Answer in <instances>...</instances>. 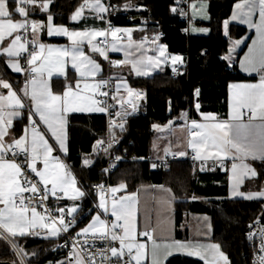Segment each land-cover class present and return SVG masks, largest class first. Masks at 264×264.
<instances>
[{
  "label": "snow or ice",
  "instance_id": "obj_1",
  "mask_svg": "<svg viewBox=\"0 0 264 264\" xmlns=\"http://www.w3.org/2000/svg\"><path fill=\"white\" fill-rule=\"evenodd\" d=\"M50 0H41L37 4V0H0V55L8 57V66L17 73L29 72L42 74L47 70L49 78L52 76V71L46 68L49 63V57L53 52L51 46H46L43 43H38L39 32L43 28H47L49 36L62 35L66 36L71 42V47H64L56 49L58 53V63H63L59 57H70L72 60V67L80 74L81 77L96 76L101 71V66L95 60L85 55L83 45L85 42L91 47V51L97 52L104 59L108 56L103 46H108L111 43L112 51H120L115 41L122 39L118 33H126L129 38L128 47H132L133 41L131 40L132 29L113 28L109 25L106 30L86 29V30H69L66 27H54L52 24V16L47 17V24L43 22L29 20V6L32 8L38 7L40 11H47ZM249 11L244 13L242 22L249 23L250 27H254L257 32L258 40L254 41V47L249 49V55L246 58L245 70L256 71L260 73V81L257 84H232L231 89H235L233 100L231 104V111L227 120H217L216 116L212 114H201L204 123L192 120L188 133L191 139L188 140V146L196 153L194 159H220L223 163L224 159H232L233 161L240 160L241 164L232 163V180L234 181L233 195L240 196L247 200H261L264 199V186L259 191L243 193L238 190L239 186L243 183L245 178L255 179L260 174L255 168L249 164L244 163L246 160H259L264 162V0H247ZM89 7L97 14V18L104 19L103 13L109 11L111 7L102 3V0H93L89 4L85 0V4L71 16L73 21L78 20L82 16L83 8ZM130 5L125 4L124 8L127 9ZM194 7V6H193ZM238 8L242 7L237 5ZM259 8V21L254 22L250 19L252 13ZM173 11H176L174 8ZM16 17H19L17 19ZM235 18V14H234ZM227 26V22H225ZM194 31H207L206 29H193ZM23 31L24 35L20 33ZM31 34V41L27 39V35ZM111 35L113 42H109L107 37ZM97 37H103V40L93 44ZM10 38V39H9ZM155 39H158L156 37ZM33 44V49L29 51L28 43ZM38 46L39 51L36 50ZM142 45H136L140 48ZM47 47L48 57L44 56ZM22 53H28L26 63L28 68H23L19 63V58ZM132 54L125 50V60L110 61L113 66L123 64H132V70L137 76L149 75L148 69L158 65L159 59L155 57H143L137 59H129ZM160 56H164L163 46L160 48ZM172 63L175 65L177 62L182 63V57L172 56ZM40 61L39 66H34ZM175 71V68L173 69ZM63 74V69H60ZM107 84V81H100L95 84H85L86 89H93L94 92L98 91ZM79 81L75 87L79 88ZM0 88L7 89V95L0 92V229H3L12 237L26 236V235H42L41 232H31L29 229L37 227V217L44 221L47 217L51 216L45 201L48 200L49 193L57 197V190L64 193L69 199L76 200L84 196V192L76 186V179L71 175V172L59 173L49 171V160L53 152V146L45 139V134L38 131L37 128H32L31 140H28L27 128L25 134L16 138L10 134V129L13 125V118L19 117L22 113L20 109L26 107L25 98L31 101L35 112L39 114L40 120L47 125L48 130L59 144V148L67 151L65 139L63 135V128L66 124L65 114L69 111L72 112H100L104 113L108 110L106 101L95 100L89 97H80L78 93L73 90V86L66 85V90L63 95H55L51 90V86L47 81L38 80L36 76L26 77L23 86L19 90H14L11 83L0 77ZM129 96L133 91L127 89ZM119 92V86H117ZM22 94V95H21ZM140 96L141 93H135ZM99 95L107 97L108 92H99ZM196 95L199 96L197 89ZM79 99L81 102L89 101V106H74L73 100ZM112 99H116L115 96ZM122 103V102H121ZM197 110L200 104H196ZM245 110L250 115L247 122L244 120ZM120 116V113H116ZM185 118L187 113L182 114ZM30 122L35 125L32 120L31 113H29ZM259 120V123L256 121ZM121 130L124 124H116L114 120L109 121L110 133L115 127ZM158 128L157 125H153ZM7 138V139H6ZM113 135V139H114ZM104 144L103 140H98L94 149ZM111 147V142H109ZM107 151V149H103ZM167 152V150H165ZM11 153V159H7L8 154ZM179 155L183 156L186 153L180 152ZM23 155L24 159L17 163L16 160L19 156ZM43 156V170L37 168V160ZM58 161V158H56ZM117 160L120 157H116ZM84 165L87 166L91 163L89 159L84 160ZM156 167L155 164L152 165ZM66 166L57 163L56 168L63 169ZM30 174H35L38 177L37 182H33ZM38 184H43V194L41 195V188ZM51 184V189L47 185ZM103 189V185L98 186ZM162 187V186H161ZM126 188L125 184L119 187L110 189L111 193L115 194L121 189ZM71 189L72 194L69 196L68 192ZM25 193H31V196H25ZM195 198V197H194ZM33 201L38 202V206L44 208L45 215L37 212V205ZM104 213L109 212L105 195L101 193L100 203L98 205ZM59 213L55 220L49 223H42L41 228H46L49 231L44 234L45 238L58 237L62 232H67L70 227L75 224V219L66 221L65 208H57L54 210ZM77 211V207L73 206L67 209V215L72 216ZM111 215L115 218L109 225L105 220L100 218L97 214L86 228L82 229L77 235L92 234L93 238L99 240H108L111 242L118 241L119 248L111 246L107 249L101 250L98 254L102 260L112 262V258H116V264H141V261L147 255L146 243L138 242L136 236V228L134 219L136 215V200L135 196L120 197L118 200L113 195L111 204ZM31 213L29 218L28 213ZM56 221L59 222L60 227L56 226ZM122 222V223H121ZM210 227V225H209ZM120 229L121 232H118ZM154 231V229H153ZM148 240L152 241L151 245V264H165L168 257L175 252H181L188 256L198 257L204 261V264H219V261H224V264H229L228 257L220 250L218 244H202L193 241H176L159 242L151 232L145 230L140 233ZM256 233H249V239H252ZM260 255L258 256V264H264V229L260 231ZM74 242L73 254L76 258V264H96V254H89L87 259L81 257L75 252L77 244ZM87 241H85V244ZM15 246V245H14ZM125 249L127 252H125ZM135 250V252H134ZM23 252V249H20ZM83 251V245H81ZM110 252L111 255H107ZM125 256L128 259H125ZM62 264V262H61Z\"/></svg>",
  "mask_w": 264,
  "mask_h": 264
},
{
  "label": "trees",
  "instance_id": "obj_2",
  "mask_svg": "<svg viewBox=\"0 0 264 264\" xmlns=\"http://www.w3.org/2000/svg\"><path fill=\"white\" fill-rule=\"evenodd\" d=\"M239 1L242 0H211L209 20L200 22L210 29V34L197 36L183 32L190 18L181 19L178 15L179 0H110L112 10L118 7L140 19V23H136L125 17H111L114 26L140 27L135 32L136 37L160 34L159 39L167 46L169 53L184 56L185 64L177 77L173 76L171 69H165L150 78L129 77L132 88L145 92L144 113L129 118L119 137L122 146L132 143L128 148L129 155H135L137 159L120 163L109 181L112 188L125 184V191L129 193L143 186L169 187L175 197L177 238H184L187 233L183 228L189 214L209 215L211 240L220 245L229 264H251L253 248L244 232L250 221L264 222V199H228V175L223 169L211 171L209 166L194 164L184 158L173 162L167 170L154 169L143 160L152 153L156 131L153 125L162 127L178 121L184 113L190 120H197L201 114L208 113L226 117L230 83L250 79L237 71V62L231 64L225 58L230 41L247 34V29L239 25H230L227 34L224 32V22L230 17L234 4ZM125 4L130 7L125 9ZM174 8L176 11H173ZM2 63L3 58L0 56V77L5 76ZM67 80H55V84L57 87L61 84L66 86L64 82ZM197 89L199 96L196 95ZM197 103L200 104L199 110L196 108ZM68 135L69 153L66 162L79 183L85 190L104 183L107 180L104 171L106 156L95 154L93 147L96 141L106 135L105 116L70 115ZM85 159L91 161L87 166L83 163ZM254 167L260 175L247 187L264 183V162L256 161ZM96 200V194L85 196L74 230L90 221L96 211ZM16 241L29 264H69L66 251L58 247L59 239L45 241L25 236ZM0 264H20L12 247L1 235ZM166 264L203 263L193 257L179 255L169 258Z\"/></svg>",
  "mask_w": 264,
  "mask_h": 264
},
{
  "label": "crops",
  "instance_id": "obj_3",
  "mask_svg": "<svg viewBox=\"0 0 264 264\" xmlns=\"http://www.w3.org/2000/svg\"><path fill=\"white\" fill-rule=\"evenodd\" d=\"M211 0H190L189 3V9H188V17H191V23H189L187 27V32L191 35H197V36H208L210 34V29L207 26H203L200 24V22H206L209 20V12H208V7H209V2ZM41 0H37V4H39ZM89 4L93 2V0H88ZM102 3H104L106 6L110 5V0H102ZM85 4V0H50L48 10L45 11H40L38 7L35 8H30L29 12V17L28 19L34 20V21H40L43 22L45 25L47 24V17L49 15L52 16V24L54 27L58 26H63L68 28L69 30H86V29H96V30H106L108 28V13L111 10V7L109 8V11L106 13H103L102 15L104 16V19H99L97 18V14L91 10V8H83L82 16L76 21H73L71 19V16L81 7V5ZM237 5H241L242 7L238 8ZM194 6V7H193ZM248 6V7H247ZM249 11V5L247 0H242L234 4L232 8V12L230 17L225 21L227 22V26H225L224 22V32L227 34L228 28L230 25H239L243 26L247 29V34L240 39H232L230 41L229 45V50L225 56L226 60L231 63L235 64L237 62V71L241 73L242 75L249 77L250 79L246 80H241V81H234L231 82L230 85L232 84H257L260 81V73L256 71H248L245 70V67H242V64L246 65V58L249 55V49L254 47L253 42L258 40L257 32L254 27H250L249 23L242 22V19H244V13H247ZM235 14V18L234 15ZM239 17V18H238ZM19 19V17H16ZM250 19L254 22L259 21V10L254 11L250 17ZM114 28H121L125 29L124 27H118L115 26ZM193 29H206L207 31H194ZM128 36V35H127ZM108 38V37H107ZM156 37H147V36H140L136 37L135 33L133 36L131 35V40L134 42L132 47H128L129 45V38L125 40H117L115 43L117 44V47L120 48V51H112L111 50V43H109V46L103 47L108 59H115L117 61H122L125 60V50L130 52L132 55L129 57V59H137L140 58L141 56L147 58V57H155L159 59L158 65L154 67H150L148 69L149 75L147 76H137L135 72L132 70V64H123L119 65L116 67L109 68L107 66V61L108 59H104L102 56H100L99 53L91 51V47L85 42V44L82 46L83 51L86 56L89 58L95 60L97 63L100 64L101 66V71L96 74V76H88V77H81L80 74L72 67V60L70 57H59L63 63H58V53L55 51L56 49H61L64 47H71V42L68 40L66 36L62 35H52L49 36L47 33V28H43L38 35V43H43L46 46H51L53 48V52L51 56L49 57V63L46 65V68L52 71V76L49 78L47 70L44 71L42 74L36 73L37 74V79L38 80H43L47 81L48 84L51 86V90L53 94L55 95H63V92L66 90V86H63L62 84L60 87H57L55 84V80H67L66 85H71L73 86V90L78 93V96L80 97H89L91 99L97 100L99 90L95 91L91 88L86 89L84 87L85 84H95L100 81H103L106 77H109L112 85L114 88L117 90V86H119V92H117V104L120 107H125V102L132 104L133 100V95L135 93L139 92V90L132 88L130 82H129V77H136V78H150L153 77L154 75L164 71L165 69H171L173 70L176 67L182 68V66L185 64L184 56L179 55V54H173L169 53L167 46L162 43L158 37V39H155ZM10 39V38H9ZM53 39H62L61 41H52ZM104 39L103 37H97L96 40L93 41V44H96L99 40ZM110 42H113V38L110 36ZM136 45H142L140 48H137ZM163 46L164 48V56H160V48ZM243 50V51H242ZM242 51V52H241ZM24 53H22L23 55ZM21 55V57H22ZM48 50L47 47L44 52V56L48 57ZM3 58V67H4V74L5 76L2 77L6 81L12 84L14 90H19L24 82L26 77H28L27 72H14L7 64L8 57L6 55H0ZM172 56H180L182 57V63L177 62L175 65L172 63L171 57ZM21 57L19 58V63L22 65ZM106 63V64H105ZM40 61H37V64L34 66H39ZM24 68V67H23ZM63 69V74L60 73V69ZM69 76L71 77L69 79ZM16 78V80L14 79ZM79 81V88H76L75 85ZM229 85V90H228V108H227V114L226 117H221L217 114L213 113H208L216 116L217 120H227L229 117V113L231 111V104L233 100V95L235 93V89H231ZM131 89L133 91V94L129 96L127 89ZM0 92H3L5 95H7L8 90L7 89H2L0 88ZM22 95V94H21ZM89 101H84L81 102L79 99H74L73 104L74 106H82V107H87L89 106ZM122 102V103H121ZM25 103L26 107L24 109H20L21 115L19 117L13 118V125L12 128L9 130L10 134L12 136H15L16 138H19L20 136H23L25 134V129L27 128V136L28 140H31L32 137V128L35 127L37 128L38 131L42 132L45 134V139L49 141V144L53 146V152L51 156L48 157L49 160V171H55L59 172L61 174L66 173V172H71V175L75 177L76 179V186L84 192L82 189L78 179L74 175V173L69 169V166L66 162V157L68 156L69 153V135H68V118L70 115L73 114H84V115H104V113L100 112H89V111H83V112H72L69 111L65 114V120L66 124L64 125L63 128V135L66 136L65 139V144L67 151H63L59 148V144L57 141L52 138L51 132L48 130L47 125L44 124L43 121L40 120L39 114L35 112L34 107L31 104V101L25 98ZM29 113H31L32 120H34L36 123L33 125L30 120H29ZM250 113L245 110V116L244 120L247 122L248 116ZM190 119L188 117L182 116L178 121H172L169 124L159 127L155 131V138H154V143H153V148H152V154L157 157V158H162L165 157L169 154H176L181 158H186L189 154H192L193 156L196 155V153L192 150L191 147L188 146V140L191 139L189 133H188V128L190 127L191 124ZM197 122L204 123L206 121L203 120L202 115L200 116L199 119L196 120ZM256 123H259V120L256 121ZM7 139V138H6ZM167 150V152L165 151ZM185 152L186 154L181 156L178 153L180 152ZM58 158V161L57 159ZM197 162L200 164L202 163H211L212 161L215 160H220L216 158H209V159H195ZM224 160H232V159H224ZM259 161V160H246L243 161L244 163L249 164L251 167H254V162ZM237 163L238 165L241 164L240 160L233 161ZM61 163L65 165L66 167L63 169L56 168V164ZM37 168L40 170H43V156L37 160ZM256 169V168H255ZM227 172L228 175V199L231 200H236V199H244L240 196H234L233 195V187H234V181L232 180V164L223 169ZM257 171V170H256ZM38 178V177H37ZM39 179V178H38ZM257 178L255 179H249L245 178L243 183L239 186L238 190L243 193H248V192H255L259 191L262 186H264V183L261 186L257 185H252L250 187H247V184L253 183L256 181ZM52 185L48 184L47 188L51 189ZM119 187V186H118ZM164 189H162L161 186H143L140 187L136 192L129 193L125 191L124 189H121L120 191L116 192L114 194L115 199H119L120 197H128V196H135L136 200V215L134 219V224L136 228V236L138 237L141 232L147 230L150 231V228L143 229L142 224H141V206H142V198H146L145 202H148V198L150 197L149 192L153 194L158 193L160 194ZM60 192L59 190H57ZM63 197L66 199V211L68 208L76 206L77 211L73 213V217L75 218V224L70 228L71 232L76 234L80 233L82 229L86 228L90 223H92L93 218L97 216V214L100 215V218L102 220H105V217L107 215L111 216V204L112 200H108L107 197L105 196V199L107 201V206L109 207V212L104 213L102 209L98 207L100 203V195H97V200H96V211L95 214L92 216L90 221L84 226L80 227L78 229H75V226L77 224V218L79 211L82 207V201L85 198V192L84 196L80 197L76 200L69 199L67 196L64 195V193L60 192ZM72 194L71 189H69L68 195L70 196ZM142 195V197H141ZM262 200V199H261ZM249 201H254V200H249ZM0 207H3L0 205ZM41 215H43L41 212L37 211ZM29 218H31V213H28ZM205 216H209L206 214H189L186 218V224L184 228L187 230V235L190 236L195 232L194 229H190L188 225H192L193 222L197 221L200 224V221L205 220ZM115 219V218H114ZM174 235L176 236V228H175V219H174ZM42 223H47L46 219L44 221H41L39 217H37L36 224L37 227L34 229H29L31 232H41L42 235H26V236H34L37 237L40 240H57L59 239L58 237H50V238H45V235L49 230L46 228H41L40 225ZM264 223V222H263ZM211 224V221H210ZM211 226V225H210ZM154 229L155 234L157 236L160 235V229L159 227L152 228ZM4 231V230H3ZM5 232V231H4ZM151 232V231H150ZM197 232H201L200 228H197ZM7 233V232H5ZM152 233V232H151ZM8 234V233H7ZM153 234V233H152ZM1 235V234H0ZM9 235V234H8ZM2 236V235H1ZM14 242L17 244L16 239L25 237V236H16L12 237L9 235ZM79 236H92L91 233L87 235H79ZM154 236V234H153ZM212 236V231L211 228L210 230H205L204 231V236L200 237L199 240L200 242H204L203 244H209L208 241L211 240ZM159 239V238H157ZM18 245V244H17ZM151 245L152 241L149 243L147 250L150 253L151 251ZM19 247V245H18ZM20 248V247H19ZM221 249V247H220ZM179 256V255H178ZM182 256V255H180ZM185 256V255H184ZM188 256V255H186ZM26 257V256H25ZM188 257H193L195 259H198L202 261L204 264V261L199 259L198 257L194 256H188ZM69 259V264H76V259ZM229 262V261H228ZM219 264H224V261H219Z\"/></svg>",
  "mask_w": 264,
  "mask_h": 264
},
{
  "label": "built area",
  "instance_id": "obj_4",
  "mask_svg": "<svg viewBox=\"0 0 264 264\" xmlns=\"http://www.w3.org/2000/svg\"><path fill=\"white\" fill-rule=\"evenodd\" d=\"M189 3H190V0H179L178 15L181 17V19H187L188 18ZM31 7L32 6H29V8H31ZM85 8L89 9V7H85ZM107 17H108V28H109V25H111V27H113V28L115 27L114 21H112L111 17H125L128 21H135L136 19H138L136 17H132V15L128 11L120 10L118 7L114 10L111 9L109 11ZM29 20H31V19H29ZM183 32L188 33L187 28H184ZM20 34L23 36L24 35L23 31H21ZM117 35L119 37H122V39H119V40H125L128 38L126 33H118ZM110 36L111 35H109L107 38L109 42H110ZM153 37H160V34H156ZM27 39L29 41H31V39H32L30 32L27 35ZM101 40H103V39H101ZM27 47L29 48V51H31L34 46L32 43L29 42ZM101 47H105V46L101 45ZM36 50L39 51L38 46L36 47ZM27 56H28V53H24L21 57L22 65L24 68L29 67L26 63V57ZM110 61H117V60L109 58L107 61V66L109 68L116 67V66H113L110 63ZM181 72H182V69L179 67H176L175 71H173V76L177 77L181 74ZM27 75H28V78H30L33 75L37 77L36 73L27 72ZM103 81H107V84L104 87H102L101 89H99V92H108L109 95L107 97H104V96H101L98 94L97 100L106 101L107 105L109 106L107 112H104V116L106 118V135L103 138L99 139V140H103L104 144L99 146V147H96L95 149L93 147V152L97 155H105L106 156V165H105L104 171H105L107 180L102 184L93 185L90 190H85V188L81 184L80 185L85 192V196L89 197L91 194L101 195V193H103L107 197L108 200H111V199H113L114 194L111 193V191H110V189L112 188L111 183L109 181L110 176L114 173L116 167L120 163H122L124 161L132 162V161L137 159V157L135 155H129L128 148H129V146L132 145V143H129L128 146H126V145L122 146L121 142H120L121 139H120L119 135H120V133H122L124 131L125 125H126L127 121L129 120V118L134 117V116H138V115L144 113L143 112V104L146 100V96L142 92H137V93H141V95L140 96H137L136 94L133 95L132 104L125 102L124 104H125L126 108L120 107L116 101L117 90L112 85L110 78L106 77L105 79H103ZM113 96H115L116 99H112ZM117 112L120 113V116L116 115ZM110 120H114L117 125H119L120 123H123L124 124L123 130H121L117 126L110 133V131H109V121ZM113 135L115 137L114 139H113ZM109 142H111V147L108 146ZM95 145H96V143L94 144V146ZM103 149H107V151H104ZM116 157H120V159L117 160ZM193 157L194 156L192 154H189L184 159L192 161L194 164H198L199 162H197ZM6 158L11 159L12 158L11 153H9ZM23 159H24V157H23V155H21L17 158L16 162L20 163ZM180 159H181V157H179L176 154H169L165 157L157 158L152 153L148 154L147 156H145L143 158V160L145 162H147L148 164H150V166L152 168H154V169H165V170L169 169L173 162L178 161ZM232 163H234L233 160H223V163H221V160H215L209 164L208 163H202V165L209 166V169L211 171H215L218 169H225L226 167H228ZM153 164H155L156 167H153L152 166ZM30 175L32 176L34 183L38 181V178L35 177V174H30ZM100 185H103V189L98 187ZM38 187L41 188V195H42L44 185L38 184ZM24 195L25 196H31L32 194L31 193H25ZM56 196L62 197V198L57 199L56 197L52 196L49 193L48 200L45 201V204H46L49 212L51 213V216L46 218L47 223H49L51 220H55L56 216L59 215V213L54 211L55 209L66 208V206H65L66 199L63 197V195L57 191ZM33 204L37 205V211H39L43 215H45L44 208L39 207L37 201H33ZM73 218H74L73 216L67 215V211L65 209L66 221L72 220ZM114 220L115 219L109 215H107L105 217V221L109 225ZM56 226L60 227L58 221H56ZM70 228L67 232H62L59 235V241H58V247L64 251H66L68 258L76 259L75 255L73 254L72 245L74 242L78 241L79 243L77 244L75 252L78 253L81 257L87 259V256L89 254L95 253L96 254V257H95L96 264H116V258H112V262H109L107 260H102L98 253L101 250L107 249L111 246H115V247L119 248V242L118 241H115V242H111L108 240L102 241V240L93 238V236H78V235L72 233ZM261 229H264V223L261 220H254V221H250L247 224L246 230L244 232L245 237H246L250 247L253 248V253L251 256V264H258V256L261 254L260 253L261 240H260V235H259ZM117 231L121 232L120 229H117ZM250 232L256 233V235L253 236L252 239H249V233ZM0 234L9 243V245L12 247L13 251L15 252V254L18 257L20 264H29L27 258L25 257L23 252L20 251V248L14 242V240L7 233H5L3 231V229H0ZM121 234H122V232H121ZM85 241H87L86 244H85ZM137 241L142 242V243H146L147 247H148L149 243L151 242L150 240H148L147 237L141 236V235H139L137 237ZM81 245H83V251H81ZM125 252H127L126 249H125ZM134 252H135V250H134ZM107 255L110 256L111 253L108 252ZM125 259H128V257L125 256ZM132 264H135V261H133Z\"/></svg>",
  "mask_w": 264,
  "mask_h": 264
},
{
  "label": "rangeland",
  "instance_id": "obj_5",
  "mask_svg": "<svg viewBox=\"0 0 264 264\" xmlns=\"http://www.w3.org/2000/svg\"><path fill=\"white\" fill-rule=\"evenodd\" d=\"M248 7V6H247ZM259 10L257 7L255 11ZM234 15V14H233ZM236 17V16H235ZM239 18V17H238ZM191 17H190V23H191ZM125 29H132L131 35L138 30H140V27L137 26H130ZM139 92H142L145 95V92L139 88H137ZM159 128V127H158ZM156 128V129H158ZM162 189H164L160 194L155 193L152 195V193L149 192L150 197L148 198V202H145L146 198H142V206H141V224L143 229L150 228L151 232L154 234V238L159 241V242H170L171 240H176V241H181V242H186V241H193V242H200L199 238L204 236V231L205 230H210L212 231V225L210 224L211 218L210 216H205V220L200 221V224L195 221L193 224L189 226V228L196 229L193 234L190 236L187 235V233L184 235V238H177V236L174 235V203H175V197L173 191L167 187V186H162ZM142 197V195H141ZM209 225H211L209 227ZM160 229V235L157 236L155 232L153 231L152 228H158ZM197 228L201 229V232H197ZM186 228H183V231H185ZM152 234V235H153ZM159 238V239H157ZM204 243V242H200ZM209 244H218L212 240L208 241ZM219 245V244H218ZM222 251V249H220ZM182 255L184 256L185 254L181 252H175L173 255L169 256V258L173 256H178ZM186 256V255H185ZM197 258V257H196ZM167 259V261H168ZM165 261V264L166 262ZM141 264H151V251L150 253L147 250V255L145 258L141 261Z\"/></svg>",
  "mask_w": 264,
  "mask_h": 264
},
{
  "label": "water",
  "instance_id": "obj_6",
  "mask_svg": "<svg viewBox=\"0 0 264 264\" xmlns=\"http://www.w3.org/2000/svg\"><path fill=\"white\" fill-rule=\"evenodd\" d=\"M134 22H136V23H140V19L138 18V19H136Z\"/></svg>",
  "mask_w": 264,
  "mask_h": 264
}]
</instances>
